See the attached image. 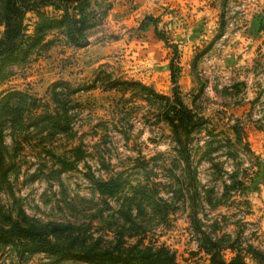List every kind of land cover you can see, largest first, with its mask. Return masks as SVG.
<instances>
[{
    "label": "rangeland",
    "instance_id": "obj_1",
    "mask_svg": "<svg viewBox=\"0 0 264 264\" xmlns=\"http://www.w3.org/2000/svg\"><path fill=\"white\" fill-rule=\"evenodd\" d=\"M9 1L32 7L0 96L69 127L0 125V226L90 223L177 264H264V0H0V46ZM0 264L86 263L0 244Z\"/></svg>",
    "mask_w": 264,
    "mask_h": 264
},
{
    "label": "trees",
    "instance_id": "obj_2",
    "mask_svg": "<svg viewBox=\"0 0 264 264\" xmlns=\"http://www.w3.org/2000/svg\"><path fill=\"white\" fill-rule=\"evenodd\" d=\"M31 7L32 5L29 3L19 7L10 1L7 2L5 6L6 38L5 43L0 46V58L16 46L15 41L21 34L23 13L25 9ZM27 97L30 102L29 95H25L16 89L8 90L0 96L1 126L16 123L17 125L27 127L47 120L58 130L68 129L69 125L67 122L63 125L59 121L51 119V114L46 112L37 114L31 112L30 120L26 116L22 117V110L28 106H32V104L27 102ZM176 99L179 108L182 109L179 111L175 123L180 141L179 149L188 165L189 154L187 145L182 139V131H186L188 125L193 123V121L189 113L184 111L181 101L177 97ZM24 105L26 107L23 108ZM126 207L127 205L124 206L125 209ZM124 235L125 232L121 228H118L114 232L112 240H104L92 232L90 223L82 222L48 221L42 222L38 226L32 223L25 225L14 221L6 227L0 226V244L13 246L21 259H23L25 253L42 252L56 263L75 260L86 264H177L175 262V254L169 247L143 244L140 240L126 246L123 238ZM203 239L214 243L206 235L203 236ZM237 263L241 262L231 260L227 264ZM212 264L224 263L216 262L213 259ZM241 264L246 263L242 262Z\"/></svg>",
    "mask_w": 264,
    "mask_h": 264
}]
</instances>
